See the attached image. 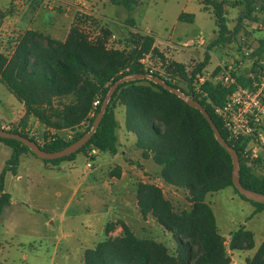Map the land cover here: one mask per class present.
Segmentation results:
<instances>
[{
    "label": "trees",
    "instance_id": "obj_1",
    "mask_svg": "<svg viewBox=\"0 0 264 264\" xmlns=\"http://www.w3.org/2000/svg\"><path fill=\"white\" fill-rule=\"evenodd\" d=\"M205 1L215 10L219 36L207 45L203 63L195 66L190 75L184 64L172 63L168 70L181 76L182 85L165 82L199 101L228 142V134L215 113V108L224 102L228 91L207 85L204 87L207 98L200 100L192 94L189 84L195 74L208 64L209 50L231 41L241 31L245 20L257 22L255 13L258 9L264 11V0H240L245 12L239 17L233 33L227 28L223 5L217 0ZM110 2L124 7L129 13L137 7L136 0ZM192 18L193 14L182 13L179 16L180 21L188 19L190 23H193ZM259 42L263 50L264 40ZM157 52L155 39L149 35H132L123 49H110L102 39L90 41L77 27H72L64 42L42 32L26 31L11 57L0 51V83L25 107V116L19 123L22 129L8 131L30 138L47 152L63 150L90 131L111 86L118 80L133 75H150L160 79L145 71L140 63L145 55ZM160 56L163 58V55ZM66 98H71V101L64 103ZM97 100L99 104L94 109V116L88 119ZM117 105L126 109V128L136 137L135 147L143 151L144 158L152 156L153 161L162 168L161 178L165 183L188 192L191 207L178 213L160 187L140 182L137 200L141 217L146 220L151 216L173 235L178 246L176 255H170L162 243L137 237L120 220L107 224L105 232L108 238L84 252L83 264H231L228 249L253 250L254 233L245 226L231 233L227 247L206 199L210 194L233 188L241 198L253 204L255 213L263 212L264 204L245 198L234 187L231 156L215 139L214 131L202 113L162 86L147 79L122 84L110 100L97 131L76 154L84 153L87 156L92 149L112 156L120 152L116 133L119 127L115 112ZM29 117H34L49 130H67L71 133H75L84 122L88 124L84 131H77L71 141L56 139L42 145L23 131ZM0 142L12 149V156L0 174L1 217L11 205V195L5 192L7 172L15 174L21 156L34 153L17 140L0 138ZM228 143L240 152L231 141ZM76 154L43 161L57 164L73 160ZM240 162L242 185L264 194V174H257L252 167ZM110 176L120 178L121 169L115 168ZM118 225L122 234L109 237ZM247 264H264V241L254 256L247 259Z\"/></svg>",
    "mask_w": 264,
    "mask_h": 264
},
{
    "label": "rangeland",
    "instance_id": "obj_2",
    "mask_svg": "<svg viewBox=\"0 0 264 264\" xmlns=\"http://www.w3.org/2000/svg\"><path fill=\"white\" fill-rule=\"evenodd\" d=\"M26 1L0 0V51L5 55L12 56L27 26L34 21L26 14L24 19L21 18L19 27L13 24L12 19L15 16H20L21 10L19 7L26 5ZM47 1L43 2L42 12L46 15L45 20L51 21L53 19L54 21L52 26L41 28L45 35L64 40L65 33L68 31L70 33L72 27H77L90 41L94 42L102 39L110 49H123L132 35L138 37L152 36L155 39V48L158 52L145 55L140 63L145 71L152 73L159 71L161 74L170 77L172 81L174 80L176 84L182 85L180 81H183V79L177 72L174 74L173 71L168 70L172 63L184 64L187 74L190 75L195 66L203 63L207 45L219 36L215 10L213 6L206 5L205 0H136L137 7L131 13L122 6L113 5L110 0H66V4L58 0H50L51 7H48ZM78 1H84L87 4L86 6L75 4ZM217 2L223 5L227 28L233 33L239 17L245 12L244 5L240 0H217ZM36 6L40 8L41 5L39 6L37 2ZM183 12L194 15V18H192L193 23H190L188 19L185 21L179 20V15ZM65 13H69L68 17L62 16ZM255 15L258 19L257 22L245 20L241 31L231 41L209 50L210 60L206 67L212 69L216 61L220 59L240 57L242 48L247 43L252 44L259 42V39H264V11L258 9ZM129 21H132L130 25ZM201 41H203V44H200ZM160 55H163V58ZM70 101L71 98H66L63 102L69 103ZM0 102L11 103V108L16 112L21 108V103L3 84H0ZM115 112L119 123L116 133L119 139L120 153L117 154L116 158L101 153L99 155L101 164L96 166L94 172H89L87 168L88 158L84 153L76 154L73 160H66L57 164L46 163L28 153L34 159V163L24 162L21 166L19 165L15 174L7 172L5 192L12 194L13 198L20 202L21 212L18 213L19 215L11 217L10 206V208L4 210L0 217V264H76L75 255H72L68 261L62 259V255L65 253V250L62 249L66 247L67 240L64 239L61 243L59 248L61 250L57 257L53 255L54 247L52 244L55 242V238L70 237L69 240L77 245V239L82 233L79 232L78 228L73 230L72 226L83 222L82 217L65 221L57 220L54 225L50 226H47L46 222L51 220L55 213L58 215L63 213V208L71 195L68 186L73 187L75 186L74 182L83 183L86 179H89V182L87 186L80 189L79 196L73 200L70 214H76L81 209L102 210L104 208L103 204H108L110 197L108 189L104 190L100 187V184L105 177H108V166L112 159L115 158L117 163L123 161L125 156L121 151H126L128 152L126 156L128 166H133V159L140 158L141 151L136 149L134 144L136 137L126 128L125 107L117 105ZM11 125H13L11 129H22L17 122L15 124L11 123ZM43 126L36 120L33 123L28 122L25 125L26 128H23L31 137L40 142L45 135L51 133ZM86 126L82 125L77 131H84ZM11 156L12 149L2 143L0 145V174ZM45 164L51 167L53 171L44 170L42 167ZM70 165L75 166L72 171L69 168ZM60 167L62 170H59ZM146 167L151 170L161 168L153 161L148 162ZM253 169L257 174H264V169L260 166ZM27 170L34 172L35 177L27 178L25 175ZM17 174L22 175L23 179L21 181L17 180ZM39 174H45L47 178L51 177L53 180L43 181L39 179ZM127 177L132 182L124 179L115 188L109 185L110 190L113 191L112 200L119 202L118 200L127 196L130 202H134V198H137V187L142 179L131 172L127 174ZM152 177H155V175L152 174ZM148 180L145 179V181ZM60 185H63L62 195L56 198L55 192L57 188H60ZM163 190L176 212L180 213L190 209V196L187 191L179 188H173L172 191ZM82 196L84 199H82ZM206 202L214 212L217 225L227 247L230 243L231 233L241 226H245L247 230L254 233L255 248L253 250L231 251L228 249L231 264H247V259L254 256L264 241V212L255 213L253 204L241 198L233 188H226L208 195ZM111 208L112 210L108 215L99 214L94 217L102 220L105 224L120 221L119 217L123 215L121 206L115 203ZM130 222V229L137 237L162 243L170 255H176L178 248L176 240L154 218L148 216L146 220L135 221V219H132ZM11 230L13 234H11ZM97 231L98 234L95 235L93 242H86V246L92 247L94 244L95 247L99 241L108 238L105 229L101 225ZM6 232L8 234H5ZM121 234L122 229L118 225L109 234V237H117ZM11 244L14 246L12 249ZM1 250L3 251L1 252ZM23 255H27L26 260L23 259Z\"/></svg>",
    "mask_w": 264,
    "mask_h": 264
},
{
    "label": "built area",
    "instance_id": "obj_3",
    "mask_svg": "<svg viewBox=\"0 0 264 264\" xmlns=\"http://www.w3.org/2000/svg\"><path fill=\"white\" fill-rule=\"evenodd\" d=\"M46 3L51 7L50 0ZM200 44H203V41ZM261 48L258 41L247 43L242 48L240 57L217 60L212 69L205 67L197 72L191 79L189 87L192 94L200 100L207 98L204 91L207 85L228 91L224 102L215 108V113L228 134V142L231 141L239 148L240 152L237 153L240 161L252 168L260 166L264 169V48L263 50ZM152 74L161 80L175 82L159 71ZM98 104V100L94 102L93 111L90 112L88 119L94 116V109ZM87 124L88 122H84L82 125ZM46 130L49 131L47 128ZM50 131L51 133L45 135L40 144L44 145L56 139L68 142L75 135L67 130ZM97 154L96 149L87 153V166L90 169L91 162Z\"/></svg>",
    "mask_w": 264,
    "mask_h": 264
},
{
    "label": "crops",
    "instance_id": "obj_4",
    "mask_svg": "<svg viewBox=\"0 0 264 264\" xmlns=\"http://www.w3.org/2000/svg\"><path fill=\"white\" fill-rule=\"evenodd\" d=\"M45 0H27L26 1V5H24L23 7H19L21 10L20 16H15L12 20H13V24L14 26L19 27V25H21V18L24 19V16L26 14H28L27 16H29V18L34 19L33 22H30V24L27 26L26 31L28 30H34V31H38V32H42L41 28L43 29V27L45 26H52L53 25V19L51 21L49 20H45L46 15L44 14L42 5L43 2ZM64 4H66L67 2H65L66 0H58ZM38 2L40 8H38L36 6V3ZM89 3V2H88ZM75 4H82V6H86V2L84 1H78L75 2ZM87 8V7H86ZM85 8V10H87ZM185 13V12H183ZM52 14V13H51ZM69 13H65L62 16L64 17H68ZM182 14V13H181ZM180 14V15H181ZM179 15V16H180ZM54 16V15H53ZM61 16V17H62ZM52 17V15H51ZM50 18V17H49ZM37 20V21H35ZM38 22V23H37ZM10 25H11V18H10ZM70 26V24L68 25V27ZM64 28V26H63ZM25 31V32H26ZM43 33V32H42ZM68 32H66L65 36H64V40H60L57 38H54L53 36H50L53 39L59 40L64 42L67 39L68 36ZM259 40H264V39H259ZM3 53V52H2ZM7 57H11L6 55ZM1 84V83H0ZM25 116V107L24 105L21 103V108L16 112L14 109L11 108V103H3L0 102V127L5 129V130H9L11 129V123L15 124L16 122L19 124L21 119ZM37 119H35L34 117H29L26 125L29 123H33L35 122ZM38 121V120H37ZM39 122V121H38ZM136 142V141H135ZM134 142V144H135ZM2 143H0L1 145ZM5 145V144H4ZM7 146V145H5ZM9 147V146H7ZM10 148V147H9ZM11 149V148H10ZM137 149V148H136ZM139 150V149H138ZM141 151V156L140 158H136L133 159L132 165L133 166H128V161H127V155L128 152L126 151H121V153L125 156V158H123V161L121 162H115L116 161V156L115 155L112 159V161L109 164V169H108V177L102 181V183L100 184V187H102L104 190L108 191L109 197H110V201L108 202V204H103V209L102 210H87V209H81L79 211H77L76 214H70V211L72 209V205H73V200H75V198L77 196H79L80 194V189H82V187L87 186V183L89 182V179H86L83 181V183L81 182H74L75 186H71L68 188L71 190V195L69 200L66 202L64 208H63V213L61 215H58L57 213H55L53 215V217L51 218V220L46 222L47 226L50 225H54L55 221L60 220V221H65L67 219H72V218H80L83 219V222L76 224L73 227V230L76 228L79 229V232L81 231L82 234H80L79 238L77 239V245L75 243H72L69 239L70 237H63V238H55L54 239V243L52 244L54 247V257L59 256V252L61 249L60 245L63 242V240H67L66 243V247H64L62 250H65V253L62 255V259H64L65 261H68L70 257H72V255L76 256V264H83V257H84V252L87 249L93 248L94 244L92 247H88L85 245L86 242L90 241L93 242L95 235L97 236L98 234V227L101 225L103 227V229H105V226L108 224H105L104 222H102V220H98L97 218H95V215H108L112 210L111 207H113V205H115V203H118V205L121 206V209L123 210V215L121 217H119V219L121 221H123L126 225H128L129 227H131V222L130 220L135 219V221L140 220L142 221V217L140 214V210L138 207V200L137 198H134V202H130L127 198V196H124L123 198H121V200H118L119 202H116L115 200H112L111 198L113 197V191L110 190L109 185H112L114 188L118 186L119 182H121L124 179H127L128 182H132V180L127 177L128 173H134L136 174V176H138V178L142 179L143 183H149V184H155L158 187H160L162 190L163 189H167L168 191H172L173 188H176L170 184H167L164 182V180L161 178V170L162 168L158 169V170H151L149 168L146 167V165L148 164V162L153 161L152 156L150 155L148 158H144L143 156V151ZM120 153V152H119ZM101 153H98L94 158L95 160L92 163V168L90 169L88 166V170L89 172H94V170H96V166L101 164V159L99 158V155ZM86 156V155H85ZM87 157V156H86ZM24 162H31L34 163V159H32V157H30L29 154H23L21 156V163L20 166L24 163ZM154 162V161H153ZM75 166L70 165L69 168L71 169V171L73 170ZM114 167V168H113ZM119 167L121 169V177L120 178H116V177H111L109 173H111L115 168ZM44 170L46 171H53V169H51V167H49L48 165H43ZM112 168V169H111ZM59 170H62V168L60 167ZM137 170V171H134ZM73 174V172H71ZM145 174H147V176H145ZM152 174L155 175V177H152ZM25 175L27 178L31 179L32 177H35V173L32 172L31 170H27L25 172ZM39 179L43 180V181H52L53 178L51 177H46L45 174H39L38 175ZM17 180L21 181L23 179L21 174H17ZM149 179L148 181H145V179ZM63 185H60V188H57L56 192H55V197L58 198L60 197V195H62L61 193V189H62ZM86 193V192H85ZM163 193L165 195V191L163 190ZM117 194H118V190H117ZM84 195V194H83ZM119 195V194H118ZM137 197V196H136ZM166 197V196H165ZM82 199H84V197L82 196ZM167 199V198H166ZM109 200V199H108ZM23 203V202H21ZM20 202H18L17 200H15L11 194V217L15 216V215H19L18 213L21 212V207H19ZM7 207V208H10ZM264 212V211H263ZM87 217V218H84ZM113 221V220H111ZM111 223V222H109ZM11 226H12V218H11ZM97 228V229H96ZM8 232V230H7ZM5 234H8V233ZM11 234H13L12 230H11ZM83 241V242H82ZM100 242V241H99ZM98 242V243H99ZM14 248V246H12L11 244V249ZM3 250H1L2 252ZM23 259H27V255H23Z\"/></svg>",
    "mask_w": 264,
    "mask_h": 264
},
{
    "label": "water",
    "instance_id": "obj_5",
    "mask_svg": "<svg viewBox=\"0 0 264 264\" xmlns=\"http://www.w3.org/2000/svg\"><path fill=\"white\" fill-rule=\"evenodd\" d=\"M147 79L149 81H152L153 83H156L160 86H162L164 89L170 91L171 93H174L177 95L179 98L184 100L189 106L197 109L202 113V115L205 117L207 122L210 124L212 130L214 131V136L215 139L222 145V147L230 154L231 159H232V181L234 187L238 190V192L244 196L245 198L256 202L260 204H264V194H260L255 191H251L247 188H245L240 180V169H241V162L239 155L237 151L231 147V145L223 138L219 128L217 125L214 123L212 117L210 114L206 111L204 106L197 100L190 98L186 96L183 92H181L178 89L173 88L169 84H167L164 80L153 78L152 76L149 75H133V76H127L124 77L120 80H118L116 83H114L105 100L102 105V108L99 112V114L96 116L93 126L90 129L89 132H87L85 135H83L81 138H79L77 141L69 145L68 147L64 148L61 151L57 152H47L41 148L39 144H37L35 141H32L30 138L24 137L21 134L13 133L8 130H5L3 128H0V138L3 139H12V140H17L21 142L23 145L29 148V150L34 153V155L42 160H56V159H61L64 157L71 156L72 154H76L78 151H80L93 137L95 132L97 131L101 121L104 118L105 112L108 108L109 102L114 96L115 92L117 89L124 83L136 81V80H143Z\"/></svg>",
    "mask_w": 264,
    "mask_h": 264
}]
</instances>
